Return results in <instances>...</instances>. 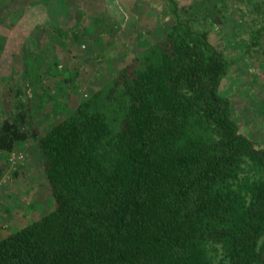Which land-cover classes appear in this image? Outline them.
Listing matches in <instances>:
<instances>
[{
    "label": "trees",
    "instance_id": "1",
    "mask_svg": "<svg viewBox=\"0 0 264 264\" xmlns=\"http://www.w3.org/2000/svg\"><path fill=\"white\" fill-rule=\"evenodd\" d=\"M161 1L171 27L30 134L54 208L0 239V264H264V146L219 92L231 61ZM22 117L0 150L30 137Z\"/></svg>",
    "mask_w": 264,
    "mask_h": 264
},
{
    "label": "rangeland",
    "instance_id": "2",
    "mask_svg": "<svg viewBox=\"0 0 264 264\" xmlns=\"http://www.w3.org/2000/svg\"><path fill=\"white\" fill-rule=\"evenodd\" d=\"M174 1L181 19L207 31L231 61L219 92L230 100L239 131L264 146V0ZM172 24L161 0H0V123L21 112L23 131L46 133L80 101L104 91ZM0 158V186L14 181L29 158L43 169L31 135L0 150ZM18 186L24 188L21 180ZM42 195L32 220L54 208L51 192Z\"/></svg>",
    "mask_w": 264,
    "mask_h": 264
},
{
    "label": "crops",
    "instance_id": "3",
    "mask_svg": "<svg viewBox=\"0 0 264 264\" xmlns=\"http://www.w3.org/2000/svg\"><path fill=\"white\" fill-rule=\"evenodd\" d=\"M37 161H31L29 158L19 167L18 171L20 170V172L14 181L11 180L9 184L0 186V239L11 232H9L10 228H20L31 222L30 220L37 213L36 207H39L38 204L44 201L41 198L42 194L50 193V187L43 169L35 168L39 165ZM2 162L0 158V171L3 167ZM20 180L24 184L23 191L21 187L18 188ZM20 189L22 195L18 193ZM31 208L33 209L32 214L29 212ZM38 211L40 210L38 209Z\"/></svg>",
    "mask_w": 264,
    "mask_h": 264
},
{
    "label": "built area",
    "instance_id": "4",
    "mask_svg": "<svg viewBox=\"0 0 264 264\" xmlns=\"http://www.w3.org/2000/svg\"><path fill=\"white\" fill-rule=\"evenodd\" d=\"M22 158V155L21 154H19V155H16V156H12L11 158H10V160L12 161V162H15V160H18V159H21Z\"/></svg>",
    "mask_w": 264,
    "mask_h": 264
}]
</instances>
